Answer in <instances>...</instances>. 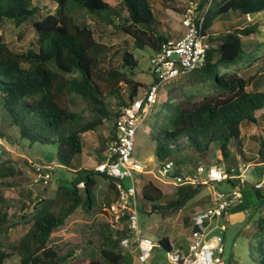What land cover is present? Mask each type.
Masks as SVG:
<instances>
[{
    "label": "trees",
    "instance_id": "1",
    "mask_svg": "<svg viewBox=\"0 0 264 264\" xmlns=\"http://www.w3.org/2000/svg\"><path fill=\"white\" fill-rule=\"evenodd\" d=\"M168 1L172 0H163V3L168 4ZM55 3L53 12L36 19L40 8L33 0H0V24L6 20H12L17 26L30 22L36 35L35 41L19 52L11 49L0 34V96L3 107L10 114L8 122L17 129L20 141L29 144L55 141L56 162L71 168L73 174L70 181L58 182L52 195L37 201L29 216L30 226L18 243L8 250L0 249V264H6L13 256L18 257V264H65L68 255H59L48 244L51 233L78 207L90 211L95 204L97 176L108 179L94 167L79 164L82 135L94 130L105 119L114 122L121 106L146 86L133 78V69L137 65L133 50L148 48L153 52L170 40V34L159 27L151 0H119L118 6H111L104 0H55ZM229 10L250 17L264 12V0H221L218 3L212 0L202 25V34L208 35L210 47L204 64L187 75L191 82L210 80L217 92L201 100L186 98L172 102L168 99V117L160 127L154 147L157 162L173 160L178 171L193 170L197 164L184 167L189 163V152L203 154L213 143L218 144L221 158H228L232 141L242 147L241 126L257 123L258 112L264 118V90L258 89V82L252 83L254 90H247L249 81L246 78L236 72L221 71L241 61L245 54L242 38L254 35L258 29L253 24L240 27L241 23L236 22L225 33L209 32L213 18ZM124 11L125 15L122 14ZM85 14L93 15L133 38V50L121 51V70L102 66L107 45L96 38L91 26L84 21ZM262 68L264 70V60ZM254 78L257 80L256 76ZM121 84L127 88L125 96ZM72 93L87 101L96 114L95 119L79 121V115L68 107L67 97ZM106 97L114 99V110H110ZM112 133L113 125L107 141ZM258 158L254 162L260 163L264 170L263 137L259 141ZM73 161L78 163L71 166ZM20 174L21 171L0 162V181ZM233 181L229 180L231 184ZM81 182L83 185L79 186ZM203 186H187L180 197L168 201L167 209L181 208ZM253 190L258 200L264 199L260 189ZM163 195L152 179L143 184L141 196L145 200L157 201ZM256 211L255 208L248 213L252 216ZM245 221L248 223V218ZM6 222L7 213L0 212V231L10 228ZM206 224L203 219L192 225L191 232L201 230ZM257 226L261 230L264 228V215L257 218ZM124 234L123 231L112 233L105 222L100 230L102 240L98 258H91L85 264H124L132 253L136 257L134 250L119 246L117 237ZM156 242L155 249H160L163 254L173 246L167 237ZM260 264H264V250Z\"/></svg>",
    "mask_w": 264,
    "mask_h": 264
},
{
    "label": "rangeland",
    "instance_id": "2",
    "mask_svg": "<svg viewBox=\"0 0 264 264\" xmlns=\"http://www.w3.org/2000/svg\"><path fill=\"white\" fill-rule=\"evenodd\" d=\"M104 1L111 6L119 5V0ZM220 1L215 0V3ZM185 2L186 0H172L165 4L163 0H151L154 16L159 21V27L163 32L170 34L169 39L179 37L183 33L181 15ZM33 3L40 8L39 13L35 15L36 19L41 18L47 12H53L56 6L55 0H33ZM122 14L125 15V11ZM84 21L91 26L96 38L107 45L102 66L104 68L117 67L121 70V51L124 49L133 50V38L120 30H116L111 25L103 23L93 15L85 14ZM236 22L241 23L240 27L253 24L258 29L254 35L251 34L242 38L241 42L245 54L241 61L228 68H222L221 71L225 73L236 72L246 78L249 81L247 90H254L252 85L254 82H258V89L264 90V70L262 68L264 60V12L244 17L239 16L237 11L229 10L213 18L209 32L225 33L231 30ZM0 34L11 49L19 52L25 51L29 43L34 42L36 37L30 22L17 26L12 20H6L0 24ZM133 54L137 59V65L133 69V78L146 85L138 90V96H141L153 79L149 63L151 50L135 48ZM253 76H256L257 80L253 79ZM120 88L125 96L126 86L121 84ZM216 92L217 90L210 80L191 82L188 75L180 76L174 81L161 83L156 93V102L135 133L133 156L147 167L154 168L157 165L154 147L160 127L168 117V99L172 102L186 98L201 100L203 97L213 95ZM67 99L69 100V109L79 115L80 122L96 118V114L90 105L80 95L72 93ZM105 100L108 102L110 110H114V99L106 97ZM7 116L10 114L3 107V98L0 96V162L14 170L21 171L20 175L0 181V197H2L0 212L7 213L6 223L10 224L7 231H0V249L3 250H8L11 245L18 243L28 230L30 226L29 216L34 212L37 201L52 195L58 182L61 180L68 182L73 175L71 168H65L56 162L57 143L55 141L30 144L25 140L20 141L17 129L9 124ZM257 116V123L241 126L242 147L237 146L232 141L229 144L228 158L222 159L218 144L213 143L210 144L208 151L203 154L190 151L189 163L184 167L187 169L198 163H216L223 168H228L230 166L236 167L240 163H252L255 159L258 160L259 141L262 137L264 138V118L260 112ZM112 125L111 119H105L94 130L87 131L82 135L83 151L78 158L82 167L93 168L104 158L105 144H107ZM45 163L54 166L46 186L36 180L37 166ZM77 163V161H73L71 166H75ZM148 177L162 189L164 195L160 200L149 201L141 196L139 189L137 190L138 224L143 236L150 237L153 241L167 237L173 246H179L190 236L192 225L202 222L205 218L202 212L211 206V195L214 190L229 192L237 189L240 193L239 198L230 207L228 214L224 219H212L210 226L218 223L223 226L224 251L221 255L223 264H260L262 250H264V228L262 230L258 228L257 218L264 211V200L261 201L255 197L254 190L251 185L246 183L247 181H244L243 186L245 187L243 188H240L237 181H235V185L226 181L205 185L181 208L167 209L168 201L180 197L187 186L166 185L151 176L143 178L138 174L134 176V181L138 186V184H143ZM125 184H130L128 179L125 180ZM116 193L117 191L109 179L106 180L97 176L93 208L87 212L78 207L66 218L63 225L51 233L48 244L54 247L59 255H68L65 264H85L91 258H98L102 240L100 230L108 221L105 208ZM258 203L261 207L258 208L259 210L257 209ZM153 206L158 209L155 210ZM255 208L257 211L251 216L248 212ZM246 218L249 220L248 226H245ZM156 252L164 261L163 252L160 249H156ZM6 264H18V257L13 256L6 261ZM124 264H138L135 255L132 253V257H127Z\"/></svg>",
    "mask_w": 264,
    "mask_h": 264
},
{
    "label": "built area",
    "instance_id": "3",
    "mask_svg": "<svg viewBox=\"0 0 264 264\" xmlns=\"http://www.w3.org/2000/svg\"><path fill=\"white\" fill-rule=\"evenodd\" d=\"M211 3L212 0H186L181 15L183 33L151 52L150 71L155 81L145 88L141 96L137 95L121 106L113 122V133L107 141L104 158L94 166L113 183L117 191L105 208L110 231L114 234L125 232L117 237L119 246L134 250L138 264H223V237L213 235L206 240L205 236L217 227V224L210 226L211 220L224 219L240 193L237 189L229 192L214 190L211 206L204 213L207 224L201 230L191 232L185 246H172L163 254L162 261L155 249L157 242L143 236L139 230L137 190L141 191L145 182L137 186L135 175L143 178L151 176L160 183L173 186H205L229 180H238L239 183L247 180L249 163L228 168L216 163H198L193 170L178 171L173 160L157 162L154 168H150L133 156L135 133L156 102L160 84L174 81L204 64L210 43L208 35L202 34V25ZM53 170L54 166L50 163L37 166L36 180L44 186L48 185ZM127 179L130 184H125ZM82 185V182L79 183V186ZM252 186L255 189L264 188V172ZM260 215L263 216L264 211Z\"/></svg>",
    "mask_w": 264,
    "mask_h": 264
},
{
    "label": "crops",
    "instance_id": "4",
    "mask_svg": "<svg viewBox=\"0 0 264 264\" xmlns=\"http://www.w3.org/2000/svg\"><path fill=\"white\" fill-rule=\"evenodd\" d=\"M106 148V147H105ZM250 164V167H251V169H250V167L248 168V170H247V172H249V173H251L250 174V176H248L247 175V178H249V179H247L246 181V183H250L249 185H251V184H253L254 182H256V181H258V179H259V176L264 172V170H263V167L260 165V163H256V162H252V163H249ZM256 168H255V167ZM254 167V168H253ZM253 168V169H252ZM235 181H237L238 182V180H234L233 182H232V185H235ZM238 184L239 185H243V184H245L244 182H238ZM264 188H262V189H260L261 190V192L264 194V190H263ZM262 200H264V199H262ZM261 200V201H262ZM258 208L260 207V205H259V203H258ZM261 208V207H260ZM232 210V209H231ZM249 225V223H245V226H248ZM217 226H220V227H222L223 228V226L221 225V224H217ZM187 239H188V237H187ZM187 239L185 240V242L183 243H180L179 244V246H185L186 245V241H187ZM170 241V240H169Z\"/></svg>",
    "mask_w": 264,
    "mask_h": 264
},
{
    "label": "water",
    "instance_id": "5",
    "mask_svg": "<svg viewBox=\"0 0 264 264\" xmlns=\"http://www.w3.org/2000/svg\"><path fill=\"white\" fill-rule=\"evenodd\" d=\"M213 235H219V236L223 237L224 229L222 227H220V226L214 227L212 230H210L206 234V236H205L206 240L209 239Z\"/></svg>",
    "mask_w": 264,
    "mask_h": 264
}]
</instances>
